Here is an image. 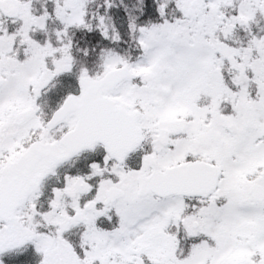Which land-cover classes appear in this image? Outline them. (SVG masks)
I'll use <instances>...</instances> for the list:
<instances>
[{
    "label": "snow or ice",
    "instance_id": "1",
    "mask_svg": "<svg viewBox=\"0 0 264 264\" xmlns=\"http://www.w3.org/2000/svg\"><path fill=\"white\" fill-rule=\"evenodd\" d=\"M0 264H264V0H0Z\"/></svg>",
    "mask_w": 264,
    "mask_h": 264
}]
</instances>
